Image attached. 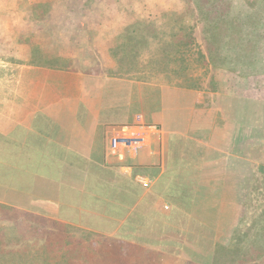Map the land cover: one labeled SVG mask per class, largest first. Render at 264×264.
Segmentation results:
<instances>
[{
    "label": "crops",
    "instance_id": "obj_1",
    "mask_svg": "<svg viewBox=\"0 0 264 264\" xmlns=\"http://www.w3.org/2000/svg\"><path fill=\"white\" fill-rule=\"evenodd\" d=\"M37 4L0 1V220L11 223L16 214L31 225L66 223L130 243L151 264H190L162 234L190 216L191 186L198 199L214 186L210 199L221 203L223 219L254 195L256 177L264 182L249 108L240 115L234 107L264 103L249 65L245 77L237 72L228 81L216 72L213 88L200 83L179 92L152 79L111 77L103 66L84 69L79 58L58 65L49 61L63 54L42 42L46 32L34 31L48 24L31 22ZM138 116L160 126L164 139L151 137L121 162L110 154V136ZM241 215L236 210V223ZM155 232L156 241L143 236Z\"/></svg>",
    "mask_w": 264,
    "mask_h": 264
},
{
    "label": "rangeland",
    "instance_id": "obj_2",
    "mask_svg": "<svg viewBox=\"0 0 264 264\" xmlns=\"http://www.w3.org/2000/svg\"><path fill=\"white\" fill-rule=\"evenodd\" d=\"M28 1L38 3L31 10V22L45 18L48 21L46 26L34 31L46 32L42 42L52 52L63 54L49 62L67 66V58H79L84 69L92 71L103 66V72L111 77L152 79L176 88L177 92L182 88L177 86L179 81L174 70L179 71L181 67H185L188 74L198 76L209 89L214 87V73L230 81L231 75L236 78L237 72L245 77L248 64L249 74H253L256 81V95L264 93V0ZM191 35L195 43L190 44L187 37ZM181 38L185 39L184 43L189 42V48L188 51L181 48L184 62L176 63L171 61L174 55L170 43ZM200 53L204 54L205 60L199 57ZM42 59L48 60V57L35 58L38 62ZM178 97L181 105L183 98ZM234 107L236 114L240 115L245 113L246 107L249 108L251 117L248 118L249 122L253 120L256 137L254 154L264 152V103L259 100L247 104L238 101L234 102ZM259 159L260 163H257L262 166L260 174L263 176L264 156ZM261 182V177H256L254 195L250 200L240 202L239 209L235 207L230 212L233 217L223 219L219 217L218 204L221 203L210 199L214 186H209L211 190L206 186L208 198L201 194L199 199L195 198L198 186H191L193 198L184 204L190 216L185 218L184 225L166 235L175 243L179 240L183 244L191 243L207 249L214 246V258L219 264H264V182ZM236 210L244 213L238 224ZM12 216L15 220L11 223L0 220V245L4 254L29 245L35 247L32 250L34 255L39 251L42 256L49 233L39 231L44 224L31 225L22 215ZM53 227L49 223L42 228L50 230ZM73 234L81 238L80 233ZM36 235L38 240H35ZM143 236L156 241L160 234ZM98 240L116 242L106 236H95L94 242ZM46 252L50 253L49 249ZM49 256L48 263L54 261L53 254ZM109 256L113 257L112 254Z\"/></svg>",
    "mask_w": 264,
    "mask_h": 264
},
{
    "label": "trees",
    "instance_id": "obj_3",
    "mask_svg": "<svg viewBox=\"0 0 264 264\" xmlns=\"http://www.w3.org/2000/svg\"><path fill=\"white\" fill-rule=\"evenodd\" d=\"M187 38H189L190 44L192 42L195 43L192 35ZM183 40L185 39L181 38L170 43V46H172L171 53L174 55L171 61L177 63L181 60L184 62V56L180 55L182 52L181 48L184 47L187 49L186 51H188L189 42L184 43ZM199 57L205 60L204 54L200 53ZM174 74L178 77V87L187 89H197L200 87V78L188 74L185 67H181L179 71L174 70ZM192 198L193 195L188 199L191 200ZM178 204L181 205L180 202H178ZM39 231L41 233H45L46 231L49 232L44 248H46V250L49 249L50 253H47L45 250L43 255L40 256L39 251H37V256L34 255L35 251H32L33 248H35L34 246L25 245L23 248L17 250L13 249L12 251L9 250L4 254V250H2L0 245V257L2 258L4 256V258H7L6 260L0 259V264H151L149 258L145 260L138 258L139 250L131 244L117 241L110 243L100 242V240L94 242V237L96 236L94 233L87 232L66 223H56L50 230L39 227ZM74 232L80 233L81 238H77L73 234ZM162 235L164 236L166 234ZM37 236L38 235H36L35 240H38ZM170 242H172V240H170ZM98 243L99 245H97ZM174 244L172 252L177 255L180 253L183 254L190 264L218 263L217 259L215 260L214 258L216 253L213 250L214 246L207 249L200 245L185 243L184 247H182L183 243H180L179 240L176 243L174 240ZM50 254H53L54 261L48 263ZM109 254H112L113 257L109 256ZM38 259L44 260L41 263H33Z\"/></svg>",
    "mask_w": 264,
    "mask_h": 264
},
{
    "label": "built area",
    "instance_id": "obj_4",
    "mask_svg": "<svg viewBox=\"0 0 264 264\" xmlns=\"http://www.w3.org/2000/svg\"><path fill=\"white\" fill-rule=\"evenodd\" d=\"M151 137L161 143L164 139L162 128L157 125H146L143 123L142 118L138 116L135 126H125L112 132L110 136V154L123 162L128 157L136 155L143 147L148 146ZM123 169L125 172L131 170L128 165H124ZM138 180L145 188L150 187L152 184L148 178L139 177ZM166 209H168L167 206Z\"/></svg>",
    "mask_w": 264,
    "mask_h": 264
}]
</instances>
